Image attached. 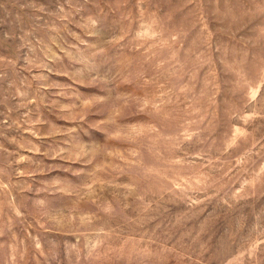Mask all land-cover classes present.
I'll list each match as a JSON object with an SVG mask.
<instances>
[{"label":"rangeland","instance_id":"1","mask_svg":"<svg viewBox=\"0 0 264 264\" xmlns=\"http://www.w3.org/2000/svg\"><path fill=\"white\" fill-rule=\"evenodd\" d=\"M0 264H264V0H0Z\"/></svg>","mask_w":264,"mask_h":264}]
</instances>
